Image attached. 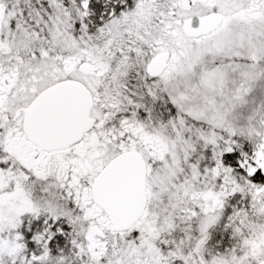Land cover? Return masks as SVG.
I'll return each instance as SVG.
<instances>
[{"label":"snow or ice","instance_id":"1","mask_svg":"<svg viewBox=\"0 0 264 264\" xmlns=\"http://www.w3.org/2000/svg\"><path fill=\"white\" fill-rule=\"evenodd\" d=\"M0 264H264V0H0Z\"/></svg>","mask_w":264,"mask_h":264}]
</instances>
